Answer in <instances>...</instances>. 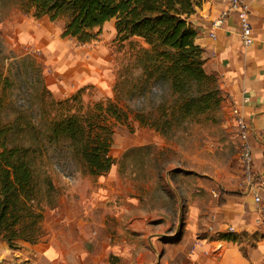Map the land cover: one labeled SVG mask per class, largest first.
<instances>
[{"label": "rangeland", "instance_id": "374dc122", "mask_svg": "<svg viewBox=\"0 0 264 264\" xmlns=\"http://www.w3.org/2000/svg\"><path fill=\"white\" fill-rule=\"evenodd\" d=\"M63 26L62 20L33 17L20 0H0V67L8 78V83L0 85V124L23 114L45 134L42 106L49 98L70 96L62 98L61 87L80 77L85 82L76 81L79 85L71 94L80 91L85 106L111 102L127 114L126 120L109 119L114 165L104 175L124 177V186L138 192L148 212L159 213L155 216L169 213L175 223L179 219L183 223L195 198L202 194L201 181L207 183L208 200L222 186H237L244 175L236 125L238 105L226 107L221 93L217 110L191 118L168 134L160 133L136 119L138 113L147 114L148 121L157 118L158 107L172 100L169 82L143 76V64L149 57L144 41L118 40L115 20L86 44L63 37ZM74 72L72 79L68 73ZM21 140L29 144L33 135L25 130L14 137L15 142ZM38 142L43 146L34 169L45 206L59 193L55 184L59 175L76 178L90 174L67 141L50 144L41 135ZM97 180L94 177L93 184ZM88 185L80 182V189ZM203 233L198 231L199 236ZM4 243L8 245L0 239V249Z\"/></svg>", "mask_w": 264, "mask_h": 264}, {"label": "crops", "instance_id": "0c3cea01", "mask_svg": "<svg viewBox=\"0 0 264 264\" xmlns=\"http://www.w3.org/2000/svg\"><path fill=\"white\" fill-rule=\"evenodd\" d=\"M227 4L202 0L191 22L198 31L196 43L204 49L205 68L218 78L222 104L238 105L250 125L253 183L242 175L235 188L222 186L208 200L207 183L201 181L202 194L184 222L175 223L169 213L148 212L138 192L124 186L122 176L100 175L93 184L96 176L61 174L55 179L59 193L44 206L47 241L34 246L20 242L14 249L4 243L0 264H264V0L250 4L255 40L249 47L242 44L235 14L210 37L213 19ZM68 74L73 79L77 73ZM78 80L69 86L65 81L62 98L72 95ZM80 182L89 185L80 189ZM228 227H234L230 234L235 241L220 239Z\"/></svg>", "mask_w": 264, "mask_h": 264}, {"label": "trees", "instance_id": "16d2710c", "mask_svg": "<svg viewBox=\"0 0 264 264\" xmlns=\"http://www.w3.org/2000/svg\"><path fill=\"white\" fill-rule=\"evenodd\" d=\"M23 8L39 19L64 21L63 37L86 44L101 28L115 20L117 39H142L148 46L143 64L146 80H166L172 100L162 103L157 118L138 113L136 119L160 133L191 118L217 110L222 102L218 78L207 72L204 49L196 43L197 29L191 17L202 0H20ZM8 78L0 67V85ZM4 88L2 89V91ZM48 132L43 134L23 114L0 124V239L17 248L18 241L34 246L47 241L43 228L42 189L34 169L44 135L50 144L67 141L92 176L107 174L114 165L111 155L113 128L110 118L126 120L117 104L85 106L80 91L64 99L49 98L41 108ZM25 130L31 143L14 141ZM168 134V133H167ZM52 185L50 184V187ZM49 193V192H48ZM220 239L235 241L230 233Z\"/></svg>", "mask_w": 264, "mask_h": 264}, {"label": "built area", "instance_id": "2783aa9c", "mask_svg": "<svg viewBox=\"0 0 264 264\" xmlns=\"http://www.w3.org/2000/svg\"><path fill=\"white\" fill-rule=\"evenodd\" d=\"M252 0H227V8L213 19L210 37L215 38V31L221 29L230 14H235L239 25V35L243 46L249 47L254 43V35L250 19V4ZM237 134L241 146V161L244 177L248 183H253L255 175V159L253 155V145L251 142V128L242 114L240 108L236 111ZM256 203L261 202V197L255 193ZM228 233H234V227H228Z\"/></svg>", "mask_w": 264, "mask_h": 264}]
</instances>
